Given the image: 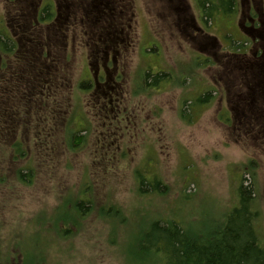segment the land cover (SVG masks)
Wrapping results in <instances>:
<instances>
[{
    "label": "rangeland",
    "instance_id": "obj_1",
    "mask_svg": "<svg viewBox=\"0 0 264 264\" xmlns=\"http://www.w3.org/2000/svg\"><path fill=\"white\" fill-rule=\"evenodd\" d=\"M199 2L0 0V264H138L141 230L219 229L241 187L264 248V128L232 97L264 76Z\"/></svg>",
    "mask_w": 264,
    "mask_h": 264
},
{
    "label": "trees",
    "instance_id": "obj_2",
    "mask_svg": "<svg viewBox=\"0 0 264 264\" xmlns=\"http://www.w3.org/2000/svg\"><path fill=\"white\" fill-rule=\"evenodd\" d=\"M205 2L206 0L201 3L204 22L212 19L219 9L232 12L231 14L236 10L233 0L227 2L222 0L216 5L209 1L205 5ZM2 44L4 41L1 43L0 40V45ZM254 68L264 71L262 62L256 64ZM151 76L149 74L147 78ZM89 88L87 84L82 85L84 90ZM205 97L208 99L210 94L207 93ZM112 106L117 108L115 103ZM250 122H253V125L258 124L260 126L258 129L263 130L264 119L260 122L252 120ZM156 184L155 188L159 189L160 184ZM254 194L248 187H241L239 206L226 216L224 224L216 230L208 228L201 232L184 230L174 222L151 223L137 235L138 246L133 250V256L138 264H264V248L260 245L254 225L256 218L252 211ZM86 203L87 201L82 200L75 205L78 213L81 214L87 209Z\"/></svg>",
    "mask_w": 264,
    "mask_h": 264
},
{
    "label": "flooded vegetation",
    "instance_id": "obj_3",
    "mask_svg": "<svg viewBox=\"0 0 264 264\" xmlns=\"http://www.w3.org/2000/svg\"><path fill=\"white\" fill-rule=\"evenodd\" d=\"M245 4L247 5L244 6ZM241 6L243 7V9L241 11L239 9L237 24L242 29L243 32L247 33L249 39L251 40V42H253L254 48L251 49L250 51L254 52L255 58H257L258 61L263 60L264 49L262 42H264V0H242V3L240 2V8ZM175 9L178 13L181 10L179 7ZM116 38H118V36H115V42H118ZM211 43H213V41H211ZM209 45L211 44L208 43L207 46ZM257 45H259V48H256ZM235 56H240V54L235 52V55L230 57L238 58ZM108 69L109 67L107 61L105 71L107 72ZM97 70H98L97 73H99V70L101 69L99 68ZM238 70L241 71L242 74H246L247 76L251 74L252 77L254 76V79L264 76V71L250 72L247 71V69L244 67L243 68L240 67ZM252 70L254 69L252 68ZM262 84H264V80H261L260 82H255L253 86L247 84L248 85L247 89L250 90L249 92H247V95H242L240 92H236L235 94H233L232 96L234 98L233 103L235 105L233 109L236 110L237 117H243L246 121L252 120L258 122L264 119V116L262 114L261 103L259 102V97L261 96L264 90ZM238 89L241 91L242 87ZM252 105L255 106L254 110L251 109ZM109 106H111L113 109H117L115 106H112V104L105 105L104 107L106 108ZM257 110L259 112H257Z\"/></svg>",
    "mask_w": 264,
    "mask_h": 264
}]
</instances>
